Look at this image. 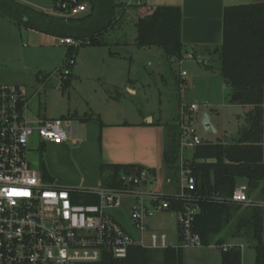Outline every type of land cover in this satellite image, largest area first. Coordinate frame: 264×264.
Segmentation results:
<instances>
[{"label": "trees", "instance_id": "obj_1", "mask_svg": "<svg viewBox=\"0 0 264 264\" xmlns=\"http://www.w3.org/2000/svg\"><path fill=\"white\" fill-rule=\"evenodd\" d=\"M53 0L60 12L58 2ZM85 3L89 10L82 16H54L22 6L26 16L18 17L19 27L43 30L59 36L71 37L79 42L77 47L66 46L64 59L80 46L108 45L107 35L122 25H133L135 35L132 43L138 48L158 47L168 61H178L184 54L181 42V12L177 7L137 6L136 17H125L129 5L117 0H76ZM136 7L135 5H131ZM124 40V39H123ZM124 42H128L124 40ZM130 42V41H129ZM219 63V74L229 88L225 95L229 104L249 105L245 113L246 124L238 131L237 137L230 141L205 142L192 147L191 158H181L179 114L165 124V146L162 154L166 179L179 183L181 162L195 178L194 199L191 204L198 207L192 222V231L200 238L202 246L214 244L220 249V264H242L240 245L224 247V239L217 238L224 233L229 238L250 240L254 248V264H264V242L262 237V209L257 206H244L230 202L229 196L240 183L248 186V195L257 191V197L264 196V1L251 4L227 6L223 12V38L215 53ZM63 59V60H64ZM205 67H208L206 64ZM50 74L37 75L48 77ZM70 76L61 82L66 89ZM92 114L77 113L68 115L79 120H88ZM66 117V116H65ZM76 117V118H75ZM98 118V117H97ZM43 179L49 176L40 165ZM147 169L141 165H102L103 187H121L120 175L129 171ZM179 187L177 188V192ZM86 203H94V194L76 190ZM170 211H183L189 204L187 200L167 196ZM153 252H158V264H182V248L168 247L150 250L132 247L123 258L103 256L98 262L87 264H151Z\"/></svg>", "mask_w": 264, "mask_h": 264}, {"label": "built area", "instance_id": "obj_2", "mask_svg": "<svg viewBox=\"0 0 264 264\" xmlns=\"http://www.w3.org/2000/svg\"><path fill=\"white\" fill-rule=\"evenodd\" d=\"M58 5L65 16L87 10L85 3L76 0L59 1ZM59 43L72 47L79 44L70 37L59 39ZM186 59L194 57L187 53L178 62ZM74 64L72 51L56 69L59 87L71 75ZM180 74L185 76L186 72L182 70ZM39 79L45 85L50 75ZM28 104L22 86L0 84V264H87L98 262L105 255L123 258L132 247L162 250L201 245L199 236L192 231L198 211L197 205L191 204L195 178L183 167V161L178 192L147 190L146 185L155 181V176L141 169L122 173L121 187L82 189L97 198L94 203H86L76 193L81 189L58 187L45 181L29 160V143L34 136L44 142H74L78 121L68 116L30 119ZM198 108L195 103L179 108L181 149L201 143L202 138L191 123L192 113ZM167 196L187 200L189 204L183 211H170ZM228 200L264 208V196L248 195L246 183L236 185ZM163 211L177 215L180 232L176 245L170 243L166 232L150 228L147 222ZM125 218L128 226L122 223Z\"/></svg>", "mask_w": 264, "mask_h": 264}, {"label": "rangeland", "instance_id": "obj_3", "mask_svg": "<svg viewBox=\"0 0 264 264\" xmlns=\"http://www.w3.org/2000/svg\"><path fill=\"white\" fill-rule=\"evenodd\" d=\"M47 8H51L50 3H48ZM112 31L115 32V30ZM119 31L122 38L128 42L134 38L135 28L133 25H128V27L122 25ZM114 36H116L115 33L112 34V37L108 36V42L111 43L109 46L86 45L79 47L75 55V64L70 71L73 73V70L79 65L83 76L86 75L88 78L84 79L83 77L82 82H79L73 76L71 86L66 89L59 87L60 78L54 67L42 70L50 74V79L45 85H42L35 78V73L38 70L35 66L37 57L46 53L50 58L46 66L50 68L52 63L58 59V54L62 53L59 64L56 65L58 67L62 64L61 60L66 53L65 45L58 43V48L30 50L27 44L22 45L21 39H19L20 44L17 47V56L19 57L18 59L16 56L13 57L15 65L11 67L0 65V84H12L9 81H4L6 77L10 78V76L21 80L19 85L25 89L29 100L27 113L30 119L37 117V114L58 117L75 108L84 110L82 108L85 107V110L88 111V107L93 106L103 111L118 112L128 119L132 114L147 112L155 118L161 117L172 121L176 114H179L181 105L195 103L199 108L198 111L192 113L191 123L195 125L196 134L201 136L203 133V127L200 123L203 111L208 113L210 122L216 130L206 132L203 138L205 142L220 140L230 142L237 137L238 131L246 124L245 111L242 106L227 102L225 95L229 88L223 91L220 84L217 88L212 87L213 82L209 79H215V77L204 76L205 66L200 62L201 59H197L199 63L194 59L185 60L182 63L175 60L168 61L158 47L138 48L126 44L116 45L115 43L112 44ZM109 51L117 52L120 55L119 58H109ZM212 65L218 71L219 63L214 61ZM182 70L186 72V75L182 76L185 83L179 87L177 76ZM108 82H115L113 84L118 87H115L116 91L114 87L108 86ZM125 84L134 87L136 93L133 95L126 92L124 90ZM109 90L119 98L118 102H107L105 95ZM118 93L120 95H117ZM108 103L115 106L112 107ZM34 141L29 143V160L34 166H38V163L43 159L44 150H38ZM191 156L192 147L181 149L182 159L191 158ZM152 184L149 183L147 190L153 189L155 185ZM178 187L179 183L171 182L162 185L161 188L163 193H174L177 192ZM147 222L150 228L159 232H166L171 244H177L176 214L165 211L158 212L147 219ZM122 223L128 226L126 218ZM219 237L224 239L225 244L229 241H238L242 244L241 249L244 253L245 263L248 261L246 254H249L251 258L254 257L253 243L250 240L232 239L225 236L224 233L217 238ZM219 251L220 249L214 244L212 247L210 245L182 247V264H220V260L216 257V253ZM153 257L154 260L151 264H158L161 258L159 253L153 252Z\"/></svg>", "mask_w": 264, "mask_h": 264}, {"label": "crops", "instance_id": "obj_4", "mask_svg": "<svg viewBox=\"0 0 264 264\" xmlns=\"http://www.w3.org/2000/svg\"><path fill=\"white\" fill-rule=\"evenodd\" d=\"M136 1H139L140 5L146 6L179 8L181 12L180 35L181 42L184 46L183 56L187 53H191L194 60L201 59L200 62H202L204 66L206 64L208 65V67H205L204 69V76L215 77V79H209L213 82L212 87L217 88L218 84H220L221 89L226 91L228 87L224 84L219 71L215 70L212 65V62L217 61L215 53L222 43L224 9L227 6L258 3L263 2L264 0H117L119 3L129 5V7L125 8V17H136L137 6H139L136 4ZM48 3L51 4V8H47ZM131 5H135L136 7ZM22 6L41 11L48 15L58 17L65 16L57 10L53 0H0V65L10 67L15 65L13 57L16 56L17 59L19 57L17 56V47L20 44L19 39H21L22 45H25L26 43L30 50H50L52 48H58L57 45L59 39L67 37L48 33L43 30H36L34 28L24 26L19 27L14 20L18 17L21 18V16H26V13H24L26 10H24ZM88 10L89 8L87 6L86 11L72 17L82 16L86 14ZM119 30L120 28L115 29V32L112 31V34H116L112 44L135 46L132 43V40L130 42H124ZM110 33L107 35V42L109 40L108 36L112 37V34ZM109 45H111L110 42H108V45L94 47H104ZM78 49L76 52L74 51V56ZM119 56L120 55L117 52L109 51L108 53L109 58L116 59L119 58ZM61 57L62 53H59L58 59H56L50 68H48L46 66L48 60H50L48 55L45 53L38 56L35 61V66H37L38 69L35 73L36 80L41 83L37 75L49 74L48 72H45V70L42 71L43 69L47 70L53 67L57 69L59 66L57 67L56 65L59 64ZM21 58L25 57L22 56ZM63 59L61 61H63ZM197 62L199 63L198 60ZM73 76L76 77L79 82H82L83 77L84 79L88 78L86 75L83 76L79 65L70 75L69 86H71ZM4 81H9L18 86H20L19 83L21 82L17 77L13 78L11 76L10 78L6 77ZM177 82L179 87L181 84L185 83L180 72L177 76ZM113 83L115 82H108V86L114 88L117 87V85ZM114 90L116 91V88ZM124 90L133 95L136 93V89L130 84H125ZM117 95L120 94L118 93ZM105 97L107 98V102L112 103L118 102L119 99L110 90ZM108 104L112 107L115 106L111 103ZM239 106H242L245 113L251 108L249 105ZM88 108V111L85 110V107L82 108L84 110L75 108L68 111L67 114L58 116L65 117L72 113H77L79 117L85 113L93 115L92 118L88 120H79L75 117L78 121L76 141L55 143L44 142L37 136L32 138L31 141L33 142L35 140L34 144L37 149L44 150V154L42 156L43 159L38 163V166L31 164L39 169L41 174L42 171L40 165L45 167L49 176V180L45 179V181L58 187L95 190L101 186L102 178L107 175V172H102V165H141L154 171L155 181L152 183L155 186L153 189L162 192V185L164 186L167 183L162 159L166 135L165 124L172 122L173 120L168 121L161 117L155 118L147 112L137 113V115L132 114L128 119L125 115H120L115 111H103L96 109L93 106H89ZM37 116L56 118L41 114H37ZM176 117L177 114L173 119ZM240 183L245 182L241 180ZM146 187H148V185H146ZM257 194V191H255L251 193L250 196L259 198L257 197ZM262 218V237L264 242V208L262 209ZM212 245H210V247H212ZM231 245H240V248L242 247V244L238 241L224 243V246ZM241 255L242 264H254V257L252 256L251 258L249 254H246L248 261L245 263L242 249ZM216 257L220 260V251L216 253Z\"/></svg>", "mask_w": 264, "mask_h": 264}, {"label": "water", "instance_id": "obj_5", "mask_svg": "<svg viewBox=\"0 0 264 264\" xmlns=\"http://www.w3.org/2000/svg\"><path fill=\"white\" fill-rule=\"evenodd\" d=\"M200 123H201V125L203 127V133L201 135V138L202 139L204 138V136H205V134H206L207 131H212V132L215 131V128L211 124L210 119H209V116H208V113L206 111H203L201 113ZM177 232H178V234L180 232V225L179 224H177Z\"/></svg>", "mask_w": 264, "mask_h": 264}]
</instances>
